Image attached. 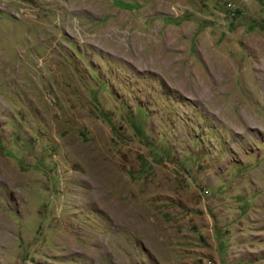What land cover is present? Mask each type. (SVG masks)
I'll return each instance as SVG.
<instances>
[{
  "label": "rangeland",
  "instance_id": "1",
  "mask_svg": "<svg viewBox=\"0 0 264 264\" xmlns=\"http://www.w3.org/2000/svg\"><path fill=\"white\" fill-rule=\"evenodd\" d=\"M0 264H264V0H0Z\"/></svg>",
  "mask_w": 264,
  "mask_h": 264
}]
</instances>
